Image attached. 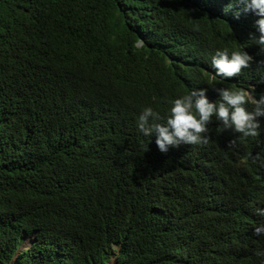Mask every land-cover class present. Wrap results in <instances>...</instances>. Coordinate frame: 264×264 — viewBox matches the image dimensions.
<instances>
[{
	"label": "trees",
	"instance_id": "1",
	"mask_svg": "<svg viewBox=\"0 0 264 264\" xmlns=\"http://www.w3.org/2000/svg\"><path fill=\"white\" fill-rule=\"evenodd\" d=\"M232 2L0 0V264H260L264 159L212 128L173 163L135 124L191 87L254 84ZM218 48L253 63L220 81Z\"/></svg>",
	"mask_w": 264,
	"mask_h": 264
},
{
	"label": "clouds",
	"instance_id": "2",
	"mask_svg": "<svg viewBox=\"0 0 264 264\" xmlns=\"http://www.w3.org/2000/svg\"><path fill=\"white\" fill-rule=\"evenodd\" d=\"M229 12L234 18L242 13L251 16L255 31L248 34V41L257 46L264 57V0H233L223 9L224 15ZM252 63L253 58L244 48L232 51L218 48L211 56L212 75L227 81L239 77ZM257 65L260 75L249 86L191 87L186 94L171 100L164 115L151 106L144 107L136 117L137 131L150 141L154 139L156 152L173 163H185L193 147L210 144L212 128L220 135L218 146L223 142H229V148L249 145L251 152L264 159V58ZM254 214L259 219L253 227L255 244L263 245L254 254L260 258V264H264L263 200L259 201ZM234 242L242 248L236 237Z\"/></svg>",
	"mask_w": 264,
	"mask_h": 264
},
{
	"label": "bare ground",
	"instance_id": "3",
	"mask_svg": "<svg viewBox=\"0 0 264 264\" xmlns=\"http://www.w3.org/2000/svg\"><path fill=\"white\" fill-rule=\"evenodd\" d=\"M254 211H255V210H254ZM254 211H253V212H254Z\"/></svg>",
	"mask_w": 264,
	"mask_h": 264
}]
</instances>
